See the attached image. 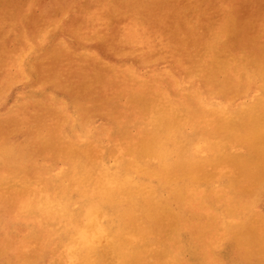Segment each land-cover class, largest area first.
I'll list each match as a JSON object with an SVG mask.
<instances>
[{"label": "rangeland", "instance_id": "obj_1", "mask_svg": "<svg viewBox=\"0 0 264 264\" xmlns=\"http://www.w3.org/2000/svg\"><path fill=\"white\" fill-rule=\"evenodd\" d=\"M126 1L129 3H127ZM107 2H111L112 4L111 3L106 4ZM97 3H99V4H97ZM5 5H6V8L4 7ZM108 5H111V6H108ZM126 8H128V11ZM197 8L200 11L197 12ZM223 8H225V9H223ZM18 9L21 12H19ZM101 9H102V11H101ZM35 10H37V11H35ZM95 10H97V11H95ZM137 10H138V12H137ZM184 10H186L187 12ZM183 11L185 13H183ZM13 12L15 15L13 14ZM5 13L7 16L5 15ZM108 13H109V15H108ZM110 13H112L113 15H111ZM120 13L124 14V15H120ZM230 13L232 16H229ZM26 14H27V16H26ZM188 14H189V17H188ZM223 14H225V16L228 15V17H225ZM4 15H5L6 19L8 18L7 20L4 18ZM96 15H98V16H96ZM134 15L137 19L134 18ZM202 15H203V17H202ZM29 16L31 19L28 18ZM206 16H208V18ZM223 16H224V18H223ZM26 17L28 19H26ZM124 17H125V19H124ZM138 17H140V18H138ZM258 17L259 18L261 17V19L259 20ZM110 18H111V20H109ZM116 18H117V20H116ZM256 18H258L259 21ZM10 19H12L13 21ZM14 19H15V21H14ZM133 19L135 21H133ZM207 19L210 21H208ZM225 19L228 20V22ZM253 19H255V21H253ZM263 19H264V0H130V1L129 0H121V2H120V0H14V1L13 0H0V25L2 26V28L0 26V53L5 54V55H2V57H0V65L2 64V66H0V69H2V71L0 70V95H1L0 96L1 97V99H0V102H1L0 103L1 104L0 105V115H3L0 117L1 118L0 119V128H1L0 129V161L2 162V163H0V165L1 166L5 165L7 167L6 168L5 166H3L2 169L0 167V192H1V190L3 191L4 189L7 190V192L4 190L3 192L0 193V200L2 202V203L0 202V264H9V263L15 264V262L18 264H21V263L22 264H28V263L29 264H49V263H51V264H53V263H55V264H72L73 263L70 255H69V251H68V247H67V242H66L67 241V235L65 233L64 221L59 220V218L55 217L53 214L47 213L43 209L44 207H47V208H49L48 210H52V208H54L55 201L61 197H63L62 199H67V201L69 202V207L73 211H82L85 208V199L80 195L78 188L76 186H72L69 183V180L67 179V175L70 173L71 167H72L71 163L69 161V158L66 155L68 147L72 146V147L78 149V151H80L82 153V155L83 154L85 155V158L89 159L90 161H93L95 166L105 167L107 169L114 170L115 168L119 167L120 165H123V163H126L130 159V149L132 150L133 148H137L138 143L142 139L143 135L146 134V132L151 129L150 128L151 126L148 122L149 113L147 112V109L149 108L148 105H150V104H160V105L175 104V105H179V106L184 107V108H188L189 109L188 111H189V113L191 112L192 117L190 116L191 121L189 122V125H187V127H186V132H183V133L184 134L186 133L188 135H191V134L202 135L200 132L203 131L202 129H205L207 123L212 121V118H213V116L210 114V111H209L211 107L217 106V105H219V106H228V105L237 106V105H240L242 103L254 102L257 99L262 98L264 96V90L261 87L262 80L257 78L256 75L259 71L263 72V70H264V62H263L264 61V54H263L264 53V48H263L264 47V42H263L264 41V25H263L264 20ZM20 20L25 21L24 24H23V21L21 22ZM231 20L233 22H231ZM248 20H249V23H248ZM128 21H130V22H128ZM184 21L188 22V23H185ZM213 21L216 22L215 25H214ZM225 21L228 24L231 23L230 24L231 26L228 25ZM8 22L11 23L12 28L10 27V25H8ZM29 22H30V24H29ZM174 22H175V24H174ZM191 22H194V24ZM250 22L253 23V25H252L253 29H251L252 27H250V25H251ZM259 22H262V24L261 23L259 24ZM4 23H6V24H4ZM40 23L43 25H41ZM53 23H55V24H53ZM135 23H137V24H135ZM141 23H143V24H141ZM15 24H17V25H15ZM4 25H5V27H4ZM26 25L31 26V27H27ZM174 25H176V26H174ZM225 25L228 26V28L225 27ZM44 26H45V28L43 30L42 28ZM188 26H190V27H188ZM192 26H194V27H192ZM191 27L194 29H192ZM219 27H220V29H219ZM221 27H222V29H221ZM247 27L250 29V31L247 29L248 32L247 31L245 32ZM257 27H258V29H256ZM9 28H11V29H9ZM210 28H212V29H210ZM215 28H217V29H215ZM241 28L243 29V31H241L242 30ZM254 28L256 29V31H254ZM85 29H87V30H85ZM235 29H236V31H235ZM12 30H14V31H12ZM24 30H26V31H24ZM35 30L38 32L39 35L37 34V32ZM144 30L147 32L146 34L151 35V36L148 37V35L145 34ZM193 30H195L196 32L195 31L193 32ZM212 30L215 33H211ZM221 30L222 31L224 30V31L222 32ZM65 31H67V32L65 33ZM124 31H126V32H124ZM207 31L209 33H207ZM237 31H239V32H237ZM253 31H254V33H253ZM256 32H258L260 34L258 35V33H256ZM261 32H262V34H261ZM13 33H15V34H13ZM100 33H101V35H100ZM25 34H27V35H25ZM154 34L156 37L154 36ZM201 34H203V35H201ZM210 34H212V35H210ZM15 35H16L17 39L15 37H12ZM41 35H43V36L40 37ZM229 35L231 37H229ZM255 35L256 36L258 35V36L256 37ZM262 35H263V37H261ZM95 36H97V37H95ZM158 36H159V38H158ZM26 37H27V40H26ZM82 37H84V38H82ZM91 37H92V39H91ZM254 37H256V38H254ZM97 38H99V39L102 38V39L96 40ZM165 38H166V40H165ZM247 38H248V40H247ZM249 38H254V39H250V41H249ZM80 39H82V40H80ZM153 39H155V40L153 41ZM42 40H43V42H42ZM76 40H78V41H76ZM101 41H102V43H100ZM164 41L168 42L171 45L168 46L169 45L168 43L164 44ZM258 41H259V44H258ZM23 42H24V44H22ZM38 42H40V43H38ZM52 42H56V43H53L54 45H52ZM60 42H61V45H60ZM141 42H142V44H141ZM209 42H210V44H209ZM213 42H215L216 44ZM12 43H15V44L12 45ZM204 43L206 44V46L204 45ZM253 43H256V45L255 44L252 45ZM31 44H33V46ZM35 44H36V48H35ZM71 44H73L74 47ZM83 44H85V46ZM124 44H125V46H124ZM244 44H246V45H244ZM247 44L250 46H248ZM261 44H262V46H261ZM63 45L65 46V50H64ZM251 45H252V48H249V47H251ZM75 46H78V47L80 46V47L78 48ZM13 47H14V49H13ZM20 47H21V50L19 49ZM82 47L84 49H81ZM109 47H110V49H109ZM136 47H138V48H136ZM38 48L40 50H37ZM202 48L204 49L203 52H202ZM243 48H244V50H243ZM66 49H68L67 50L68 52L66 51ZM127 49H128V52H127ZM223 49L225 51H227L228 53L225 52ZM4 50H6V51H4ZM12 50H14V51H12ZM85 50H87L88 56L90 55L89 57H87ZM130 50H131V52H133L134 50L135 51L133 52V54L132 53L128 54L130 52ZM158 50H159V52H158ZM211 50H213L212 51L213 56L210 55ZM82 51L84 52V54ZM121 51H124L125 53L121 52ZM160 51L161 52L163 51V54ZM185 51H186V53H185ZM256 51H258L257 52V54L259 53L258 55L256 54ZM14 52H16V53H14ZM64 52H66V54L68 56H66V54ZM93 52H94V54H93ZM135 52H136V54H135ZM139 52H140V54H139ZM175 52H176V54H175ZM73 53H76L75 54L76 56L73 55ZM198 53H199V55L201 54V56H198ZM104 54H105V57H104ZM147 54H148V56H147ZM168 54L170 56H168ZM179 54H182V55H179ZM222 54L223 55L226 54V55L222 56ZM238 54H241V55L238 56ZM6 55H8V56H6ZM114 55H116V56H114ZM122 55H124V56H122ZM133 55H136V56H133ZM209 55H210L211 59L208 58ZM232 55H233V57H232ZM248 55L250 57H248ZM58 56H60V57H58ZM93 56H95V58H93ZM126 56H127V58H126ZM129 56H130V58H128ZM161 56H162V58H160ZM217 56H219V57H217ZM257 56H259V57L261 56V57L258 58ZM47 57H49V58H47ZM51 57H53V58H51ZM57 57L60 59L57 60ZM103 57H104V59H103ZM145 57H146V60H145ZM171 57H173V58L171 59ZM79 58L82 61H80ZM186 58H188V59L191 58V59L185 61ZM207 58H208V61H207ZM131 59H133L134 61ZM161 59H163V62L164 61L166 62L167 60L169 62L167 61L166 63H163ZM198 59H199V61H198ZM35 60L37 62H39L40 64L35 62ZM64 61L66 64H64ZM115 61L117 63H115ZM130 61H131V63H130ZM177 61H178V63H177ZM43 62L45 65L43 64ZM73 62H74V64H73ZM98 62H99V64H97ZM106 62H107V64H105ZM136 62H139V63H136ZM226 62H227V64L230 63V68H228L227 70H225V67L223 65ZM24 63H26V64H24ZM119 63H121V64H119ZM132 63H134L133 66H132ZM197 63H198V65H197ZM199 63L200 64L202 63V64L200 65ZM17 64H18V66H17ZM58 64H59V66H61V68L58 66ZM117 64H119V65H117ZM127 64H128V66H127ZM194 64H195V66H194ZM216 65H222L223 68H222V70H217L218 71L217 76L215 77L214 73L216 71L214 70V68H210V66L216 67ZM87 66H88V68H87ZM192 66H193V68H192ZM19 67H21V68H19ZM23 67H24V69H23ZM40 67H42V68H40ZM43 67H45V68H43ZM49 67H52V68L50 69ZM92 67H94V68H92ZM130 67L132 68V70ZM195 67H196V69H195ZM200 67H202V69ZM106 68H110V70L106 69ZM208 68H209V70H208ZM245 68L248 71L246 74H253V77H247L246 74L242 75V69H245ZM93 69H94V72H93ZM99 69H101V70H99ZM119 69H120L121 73L119 72ZM122 69H123V71H122ZM128 69H129V71H128ZM140 69H141V71H139ZM33 70H35V71H33ZM97 70H99V71H97ZM105 70H107V71H105ZM171 70H173V73ZM201 70H203V72L204 71L205 72L203 73ZM115 71L119 72V74L116 73ZM208 71H209V73H208ZM227 71H229V72H227ZM68 72H70V73H68ZM99 72H100V74H99ZM131 72H133V73H131ZM138 72H140V73H138ZM147 72L149 74H151V73L152 74L149 75ZM1 73H2V75H1ZM14 73H16V74H14ZM101 73L103 74V76ZM136 73H138V74H136ZM189 73L191 74V76H189L190 75ZM196 73H198V74H196ZM40 74H42V75H40ZM117 74L119 76H117ZM153 74H154L155 78L153 77ZM21 75H22V77H21ZM26 75H28V76H26ZM31 75H32V78L34 80L32 78H30ZM37 75H38L39 79L37 78ZM99 75H101L102 77ZM120 75H121V77H120ZM125 75L129 77V79H128L129 81L127 80V78H125ZM141 75H143L144 77L146 76L145 79ZM172 75H173V77H172ZM94 76L97 78H99V77L100 78L97 80V79H95ZM114 76H115V78H113ZM116 76H117L118 80H117ZM156 76H158L160 79H157L158 77H156ZM200 76H202V77H200ZM130 77L132 78V81H130L131 80ZM165 77H167V78L169 77L168 79H170V80H168ZM204 77H205V79H204ZM206 77H207V79H206ZM235 77H237V78H235ZM21 78H23V79H21ZM150 78H151V80H150ZM201 78H203V79H201ZM228 78H230V81L228 80ZM234 78L235 79L240 78V79H238L236 81V80H234ZM12 79H13V82H11ZM52 79L54 80L55 83L52 81ZM108 79H109V81L107 83ZM156 79L159 81H157ZM220 79H221V81H220ZM248 79H249V81H248ZM20 80L22 83L20 82ZM42 81L45 83H42ZM48 81H49V83H47ZM186 81H188V82H186ZM192 81H193V83H192ZM208 81H210V83ZM244 81H245V83H244ZM30 82H31V84H30ZM80 82H81V84H80ZM158 82H160V83H158ZM167 82H168V84H167L168 86L166 85ZM195 82H197L198 85ZM203 82H204V84H203ZM128 83H129V86H128ZM152 83L155 85V87ZM248 83H250V84L252 83V84L250 85ZM13 84H15V85H13ZM64 84H65V86H64L65 90H66V88L69 87L66 90L67 92L64 91V88L62 86ZM117 84H119V85H117ZM158 84H160V85H158ZM193 84H194V86H193ZM195 84L198 87L200 84V87L202 89L199 87L197 89V91L194 90L197 87ZM205 84H207V85H205ZM95 85H97V86H95ZM137 85H139V86H137ZM219 85H221V86H219ZM116 86H118V87H116ZM162 86H164V87H162ZM166 86H167V88H166ZM250 86L252 89H250ZM131 87L132 88L134 87V88L132 89ZM141 87H142V89H141ZM146 87H148V88H146ZM206 87H209V88H207L208 90L206 89ZM239 87L240 88L245 87V88L244 89L243 88L238 89ZM48 88H50V89H48ZM94 88H97V89H94ZM160 88H162V91L164 93H161ZM210 88H212L213 90ZM246 88H249V89H246ZM83 89H87L86 92ZM106 89H108V90H106ZM112 89H114V90H112ZM175 89H177L178 93H176ZM185 89H187V90H185ZM189 89H191V90L189 91ZM44 90H47V91H44ZM88 90H89V94H87ZM168 90H171V91H168ZM172 90H174V92ZM214 90H215V93H214ZM236 90H237V92H238V90H240L244 93L237 95L236 98H233L230 100H227V98H225L226 93H229L232 91L235 92ZM248 90H249V92H248ZM23 91H24V94H23ZM49 91H51V93H49ZM77 91L78 92L81 91V93H78ZM82 91H84L83 94H82ZM131 91H133V92H131ZM179 91H181V92H179ZM188 91L190 93L192 92L191 96H190V93ZM198 91H199V93H198ZM43 92H47V93L45 94ZM156 92H158V93H156ZM200 92H203V93H200ZM234 92H232V93H234ZM31 93L34 96L31 95ZM193 93L195 94V96ZM208 93H210V94H208ZM25 94H27V95L24 96ZM61 94H63V95H61ZM79 94L81 96H78ZM38 95H41V96H38ZM74 95H75V97H74ZM98 95L100 96V98ZM111 95H112V97H111ZM116 95H117V97H116ZM200 95H202V96L200 97ZM51 96L53 97V100H51V98H52ZM61 96L62 97L64 96V97L62 98ZM192 96L195 98V100L191 99V98H193ZM34 97H35V99H34ZM87 97H89V98H87ZM103 97H105V98L108 97V98L106 100ZM184 97L186 99H184ZM22 98H24V99H22ZM25 98H31L32 101L36 100L38 102H36V101L32 102L30 99L27 100ZM80 98H82V99H80ZM83 98H84V100H83ZM96 98H98V99H96ZM196 98H197V102H196ZM39 99H40V101H41V99L43 102L45 101L44 102L45 104L42 101L40 102ZM45 99L48 101H46ZM76 99H78V100H76ZM86 99H87V101L85 102ZM129 99H131V100H129ZM180 99H182V100H180ZM74 100H76V101H74ZM97 100H99V101H97ZM104 100H105V102H104ZM140 100H142V101H140ZM144 100H146V101H144ZM78 101H81V103ZM20 102H21V104H20ZM27 102L30 103V105ZM58 102H59V104H58ZM103 102H104V105L102 104ZM119 102H121V103H119ZM189 102H190V104H188ZM53 103H55L56 105H53ZM62 103L67 104V107H66V105H64ZM98 103H100V105L101 104L102 105L100 106ZM108 103H111V105L113 104L112 105L113 107H111L110 104H108ZM193 103H195L196 105ZM46 104L47 105L49 104V106H46ZM50 104H52V105L50 106ZM79 104L82 106H80ZM106 104H108V105H106ZM137 104H139V105H137ZM75 105L77 107H75ZM117 105L120 107H117ZM33 106H34V108H33ZM58 106L61 109L59 108V110H58ZM103 106L105 109H103ZM108 106L111 108H109ZM130 106H132V107L130 108ZM134 106H136V107H134ZM22 107H23V109H22ZM125 107L127 109H125ZM133 107L135 109H132ZM14 108L18 112H16ZM42 108H44V109H42ZM55 108H57V109H55ZM70 109L71 110L73 109V110L71 111ZM86 109H88V110H86ZM106 109L109 111H113L114 115L112 114L113 113L112 112V113H110V115H111L110 116L109 111H108V114H106V112H107ZM22 110H23V112H22ZM60 110H61V113L59 114ZM136 110H137V112L135 113ZM198 110L200 111V113ZM12 111H14V112H12ZM55 111L58 112L56 115L58 117L54 116L56 114ZM62 111L63 112L65 111L64 114H67L68 116L64 115L62 113ZM20 112H22V113H20ZM29 112H31V113H29ZM38 112H41V113H38ZM79 112H81L82 114H80ZM120 113H122V117H121ZM129 113H130V115H129ZM36 114L39 116L37 117ZM117 114H120V115L118 117H116ZM194 114H196V115H194ZM198 114L199 115L201 114V115L199 116ZM30 115H31V117H30ZM50 115L54 116V117L50 118ZM193 115L196 116L197 118L193 117ZM109 116H110V118H109ZM137 117H141V119L144 122L145 121L146 122L145 123L142 122V120L140 118H137ZM66 118L68 119V121H66L67 120ZM32 119H33V121H32ZM61 119L62 120L64 119L63 122ZM111 119H112V121H111ZM196 119H198V120L195 121ZM52 120H53V122H52ZM69 120H71V121H69ZM129 120L130 121L132 120V121L129 122ZM2 121L7 123L8 126H7V124H5ZM24 121H27V125L24 124V123H26ZM87 121L90 122V125H89V122H87ZM121 121H122V123H120ZM114 122H116V123H114ZM128 122H129V124L130 123L132 124L129 126V128H128V125H129ZM137 123H139V124H137ZM141 123L142 124L144 123V124L142 125ZM12 124H14V125H12ZM38 124H40V125L38 126ZM69 124L72 125L71 128H70ZM115 124H117V125H115ZM201 124L204 125L203 128H202V126H200ZM46 125L49 127L47 128ZM51 125L53 126V128ZM103 125H105V127ZM114 125H115V127H114ZM119 125H121V126H119ZM15 126H16V128H15ZM132 126H133V128L135 126L134 130H133ZM194 126H195V128H194ZM20 127H22V128H20ZM33 127H35V128H33ZM3 128L5 130H2ZM25 128H26V130H25ZM76 128L78 129L77 131H76ZM22 129H24V130H22ZM53 129L56 130L55 135H54ZM41 130H44V131L40 132ZM59 130L61 132H58ZM13 131H15V132H13ZM98 131H100V132H98ZM104 131L105 132L108 131V135H107V133H104ZM116 131H118V133ZM197 131H200V132L198 133ZM4 132L7 134H5ZM11 132H12V134H11ZM38 132L41 135H39ZM46 132H48L49 135H46V134H48ZM57 132H58V134H57ZM74 132H76V133H74ZM101 132H102V135H101ZM127 132H129V133L127 134ZM28 133H31V134H28ZM59 133H61V135ZM122 133H124L125 135ZM36 134H37V136H35ZM42 134L44 136H42ZM6 135H7V137H5ZM19 136H20V138H19ZM21 136L23 137V139L21 138ZM32 136H33V138H32ZM54 136H56V137H54ZM75 136H77V137H75ZM127 136L131 137V138H128ZM36 137H38L39 140ZM69 137H71V138H69ZM104 137H107V138H104ZM16 138H17L18 142L15 140ZM28 138L33 139V140H29ZM52 138H54V140H52ZM56 138H58V140ZM72 138L74 140H72ZM76 138L77 139L79 138L78 141ZM109 138L110 139L112 138V139L110 140ZM123 138H124V140H123ZM9 139H10V141H9ZM25 139H27V140H25ZM61 139H63V140H61ZM118 139H119V141H117ZM132 139H134V140L131 141ZM20 140H22V141L19 142ZM36 140H37V143H34V142H36ZM121 140H123V141L121 142ZM3 141H4V143H3ZM135 141H137V142H135ZM24 142H26V144H24ZM31 142H33L34 144H37V145H34L33 143L31 145ZM38 142H40L41 144L40 143L38 144ZM124 142L126 144V148H125ZM18 143L19 144L21 143L22 145H19ZM29 143H30V145H29ZM129 143H131V145ZM42 144L43 145L45 144L44 145L45 147L42 146ZM55 144H56V146H55ZM16 145H18V146H16ZM117 145H119V146H117ZM41 147H42V149H41ZM95 147H97V148H95ZM38 148H39V150H38ZM110 148L113 151H111ZM122 148H124V151H122L123 150ZM245 148L247 149V151L245 150ZM245 148L242 147L241 144H240V146H238V144H236L230 148L229 154L231 156L243 157L244 154L249 153V148H247V146ZM17 149H19V150H17ZM51 150H53V152ZM60 150H62V151L60 152ZM243 150H245V153ZM15 151L17 152V154L19 153L18 156L16 155ZM39 151H40V153H42V155H40ZM57 151H59V152H57ZM197 151H198L197 154L201 158H206L207 155L209 156V154H210L209 150H207L206 147H204V146L199 148ZM239 151L240 152L243 151L242 154H240ZM12 152H14V153H12ZM35 152L36 153L38 152V153L36 154ZM97 152H101V154L97 153ZM48 153H50L52 155V157H48V158L46 157L48 160H50V163L43 156V155H45V156L50 155ZM10 154H11V156H10ZM125 155H126V157H124ZM259 155H260V157L264 158V151H259ZM4 156H5V158L6 157L7 158L5 159ZM10 158H11V160H10ZM12 158H13V161H12ZM18 158H19V160H18ZM43 158H45V162H44ZM14 160H17V161H14ZM54 162H56V163H54ZM34 163H36V164L34 165ZM153 163H155V162H153ZM32 165L35 167H32ZM12 167H14V168H12ZM26 167H28V168H26ZM51 167H53V168H51ZM221 167L222 166H219V167H217V169H221ZM34 168H36V170L38 172ZM6 169H9V171H10L9 174L6 173V171H8ZM12 169H14V170H12ZM31 169H32V172H31ZM206 169L210 173H214L213 167L207 166ZM261 169H262V171L264 170V162L261 163ZM26 171H29L30 173L29 172L25 173ZM35 171L37 173H40V176H39V174H36ZM44 171H45V173H44ZM223 172H226V173H223ZM1 173H2V177H1ZM222 173H223V175H220L221 174L220 173V174L214 176L211 179L212 181L210 180L211 183H210V181L202 182L201 187H195L194 190H191L192 192H190V195L188 194L186 196V198L189 199L186 203L185 202L183 203V201H181L179 204H177V206H176L177 215L181 219V221H180L181 222V228H179L180 230L177 232L179 234H176L172 239H170L168 236L169 220H168V218H161L160 219L161 232L159 231V238H161L162 241H165L166 244L172 249L171 251L174 255L173 264H205V263L206 264L207 263L208 264L209 263L215 264V262H218L216 264H223V263L224 264H226V263L227 264H251L254 261L255 262L252 264H264V214H263L264 213V188H263L264 187V180H262L263 183L261 186L260 185L256 186V183H254V182L252 184V182H250V181H244L238 173H236L237 175H236V177H234V179H233V175L230 174V172H228V170H224V171H222ZM30 174L32 177L29 176ZM35 174L37 176H35ZM215 177H217V178H215ZM141 179L142 180L144 179L145 182H151L152 184H158L161 181L158 178L154 179V178L141 177ZM229 179H232L233 181H229ZM215 181H217V182L215 183ZM31 183H33V184L31 185ZM45 183H46V185H45ZM236 183H237V185H236ZM246 184H248V185L246 186ZM30 185H31V187H30ZM43 185H44V187H43ZM33 186L36 189H34ZM196 191H197V193H196ZM260 192H261V194H260ZM14 193H16V195H14ZM198 194L200 196H198ZM226 194H228V195H226ZM25 195H27V196H25ZM207 195L208 196L210 195L209 199H208ZM27 197H29V198L26 199ZM212 197L215 201L212 199ZM8 198L11 199V201H9ZM24 198H25V200H24ZM79 198H81V199H79ZM19 199L21 202L19 201ZM222 200H223V202H221ZM15 201L18 203L20 202L19 203L20 205L18 204V206H17V204H16L15 206H13ZM259 201H260V203H259ZM6 202H7L8 206H7ZM22 202H24V203H22ZM197 202H198V204H197ZM188 203H190L192 205H190ZM216 204H218L217 208L215 206ZM4 205L6 207H4ZM180 205H181V207H180ZM229 205L234 206L233 212L227 211V207ZM184 206H185V208H184ZM205 206H206V208H205ZM187 207L189 210L187 209ZM17 208H18V210H17ZM2 209L3 210L5 209V212ZM195 211H196V214H195ZM38 212H40V214H38ZM213 213L215 215H212ZM41 214H42V216H45V217L41 218V216H40ZM191 214H194V216ZM188 215H190V216H188ZM249 215H250V217H249ZM195 217H197V218H195ZM1 219L2 220L4 219V220L2 221ZM189 219H190V221H188ZM204 219H205V221H204ZM39 220H40L41 224L39 223ZM246 220H247V222H246ZM27 221H29V222H27ZM33 221H35L37 224H35ZM21 223H22V225H21ZM32 223H34V225ZM43 223H45V224L43 225ZM239 224H241V225H239ZM244 224H246V225H244ZM31 225H33L34 228ZM189 226H191V227H189ZM34 230H35V232H34ZM38 230H41L42 232L38 231ZM45 230H46V232H45ZM192 231H193V233H192ZM33 232H34V234H33ZM38 232H39V234H38ZM190 232H191V234H190ZM42 234H44V235L42 236ZM60 234H62V235H60ZM41 237H45V238H41ZM187 237H190V240L187 239ZM15 239L18 241H16ZM23 239H25V241ZM28 239H29V242H28ZM30 239L33 242H31ZM40 239H41V241H39ZM52 239H53V241H52ZM220 239H222V240L220 241ZM195 240H196V242L194 244ZM227 240H229L230 242ZM191 242L193 243V245ZM19 243H20V245H19ZM35 244H37V246H35ZM18 245L20 247L22 246L21 247L22 250H20L21 248ZM223 245H225V246H223ZM56 247L58 249H56ZM30 248L33 250L34 254ZM240 248H241V250H240ZM24 249L27 251V253L25 252ZM29 249L31 251H28ZM193 249H195V250H193ZM2 250H3V252H2ZM17 250H18V252H17ZM56 250L58 252L57 254H56ZM41 251H42V254L40 255L38 252H41ZM53 251H55V252H53ZM16 252L19 254H16ZM198 252H200V253H198ZM241 252H242V254L245 255V256L242 255V258H241ZM46 253L47 254L49 253V255H47ZM230 254H231V256H230ZM27 255H29V256L27 257ZM30 255H31V258H30ZM32 255L35 257H33ZM57 255L59 257H57ZM158 255L161 257L160 252H158ZM234 255L237 256V257H235L236 260L234 258ZM8 256H9V258H8ZM208 256L209 257L213 256L212 258L214 261H211L212 263L210 262V260H212V258L210 257V260H209ZM22 257H23V259H22ZM25 257H26V259H25ZM54 257H57V258L54 259ZM50 258H51V261H50ZM194 258H195V260H194ZM8 259H9V261H8ZM20 260H21V262H19ZM27 260H28V262L26 263ZM246 260H247V263H246Z\"/></svg>", "mask_w": 264, "mask_h": 264}, {"label": "bare ground", "instance_id": "obj_2", "mask_svg": "<svg viewBox=\"0 0 264 264\" xmlns=\"http://www.w3.org/2000/svg\"><path fill=\"white\" fill-rule=\"evenodd\" d=\"M14 1V0H13ZM130 1V0H129ZM39 2V1H38ZM50 2V1H49ZM121 2V0H120ZM127 2V1H126ZM125 2V3H126ZM198 2V1H197ZM111 2H107L106 4H109ZM129 3V2H127ZM8 4V3H7ZM38 4V3H37ZM99 4V3H97ZM112 4V3H111ZM35 5V4H34ZM222 5V4H221ZM101 6V5H100ZM99 6V7H100ZM108 6H111V5H108ZM155 6V5H154ZM194 6V5H193ZM223 6V5H222ZM6 8V5L4 6ZM16 7V6H15ZM229 7V6H228ZM227 7V8H228ZM32 8V7H31ZM84 8V7H83ZM215 8V7H214ZM2 9V8H1ZM14 9V8H13ZM127 11H128V8H126ZM195 9V8H194ZM225 9V8H223ZM6 10V9H5ZM21 10V9H20ZM112 10V9H111ZM122 10V9H121ZM120 10V11H121ZM9 11V10H8ZM19 11V9H18ZM37 11V10H35ZM97 11V10H95ZM102 11V9H101ZM113 11V10H112ZM115 11V10H114ZM123 11V10H122ZM186 11V10H184ZM183 11V13H185ZM191 11V10H190ZM195 11V10H194ZM200 11L198 8H197V12ZM227 11V10H226ZM6 12V11H5ZM21 12V11H19ZM138 12V10H137ZM187 12V11H186ZM196 12V11H195ZM222 12V11H221ZM8 13V12H7ZM17 13V12H16ZM106 13V12H105ZM114 13V12H113ZM116 13V12H115ZM14 14V12H13ZM21 14V13H20ZM111 15H113L112 13H110ZM187 14V13H186ZM203 14V13H202ZM227 14V13H226ZM6 15V13H5ZM5 15H4V18H5ZM15 15V14H14ZM36 15V14H35ZM52 15V14H51ZM57 15V14H56ZM69 15V14H68ZM109 15V13H108ZM120 15H124V14H121ZM127 15V14H126ZM182 15V14H181ZM180 15V16H181ZM206 15V14H205ZM215 15V14H214ZM225 16V14H223ZM3 16V15H2ZM7 16V15H6ZM13 16V15H12ZM27 16V14H26ZM31 16V15H30ZM30 16L28 18H30ZM42 16V15H41ZM98 16V15H96ZM115 16V15H114ZM183 16V15H182ZM223 16V18H224ZM229 16H232L231 13ZM11 17V16H10ZM32 17V16H31ZM35 17V16H34ZM188 17H189V14H188ZM203 17V15H202ZM208 18V16H206ZM225 17H228L225 16ZM26 17V19H28ZM37 18V17H36ZM49 18V17H48ZM99 18V17H98ZM112 18V17H111ZM111 18L109 20H111ZM134 18L135 15H134ZM140 18V17H138ZM259 18V17H258ZM258 18H256L258 20ZM6 19V18H5ZM4 19V20H5ZM8 19V18H7ZM6 19V20H7ZM22 19V18H21ZM31 19V18H30ZM34 19V18H33ZM125 19V17H124ZM137 19V18H136ZM229 19V18H228ZM261 19V17L259 18V20ZM12 20V19H10ZM117 20V18H116ZM194 20V19H193ZM208 20V19H207ZM214 20V19H213ZM226 20V19H225ZM230 20V19H229ZM234 20V19H233ZM258 20V21H259ZM264 20V19H263ZM13 21V20H12ZM15 21V19H14ZM21 21V20H20ZM23 21V20H22ZM21 21V22H22ZM60 21V20H59ZM87 21V20H86ZM107 21V20H106ZM133 21H135L133 19ZM210 21V20H208ZM215 21V20H214ZM213 21V22H214ZM228 22V20H226ZM225 21V22H226ZM235 21V20H234ZM253 21H255V19H253ZM11 22V21H10ZM25 21H23V24H24ZM44 22V21H43ZM58 22V21H57ZM109 22V21H108ZM130 22V21H128ZM185 22V21H184ZM226 22V23H227ZM231 22H233L231 20ZM32 23V22H31ZM49 23V22H48ZM51 23V22H50ZM185 23H188V22H185ZM184 23V24H185ZM194 24V22H191ZM248 23H249V20H248ZM251 25L250 27H252L251 29H253V23L250 22ZM262 24V22H259V24ZM6 24V23H4ZM14 24V23H13ZM12 24V25H13ZM27 24V23H26ZM30 24V22H29ZM41 24V23H40ZM46 24V23H45ZM55 24V23H53ZM87 24V23H86ZM89 24V23H88ZM103 24V23H102ZM137 24V23H135ZM143 24V23H141ZM175 24V22H174ZM216 24V22H214V25ZM224 24V23H223ZM228 24V23H227ZM231 24V23H230ZM228 24V25H230ZM255 24V23H254ZM8 25H10V27L12 28L11 26V23L8 22ZM17 25V24H15ZM14 25V26H15ZM43 25V24H41ZM47 25V24H46ZM125 25V24H124ZM213 25V24H212ZM235 25V24H234ZM256 25V24H255ZM264 25V24H263ZM1 26V25H0ZM27 27H31V26H28L26 25ZM34 26V25H33ZM38 26V25H37ZM61 26V25H60ZM121 26V25H120ZM137 26V25H136ZM140 26V25H139ZM142 26V25H141ZM176 26V25H174ZM231 26V25H230ZM260 26V25H259ZM5 27V25H4ZM3 27V28H4ZM26 27V28H27ZM41 27V26H40ZM103 27V26H102ZM110 27V26H109ZM157 27V26H156ZM190 27V26H188ZM194 27V26H192ZM191 27V28H192ZM200 27V26H199ZM224 27V26H223ZM225 27L228 28V26L225 25ZM255 27V26H254ZM261 27V26H260ZM259 27V28H260ZM2 28V26H1ZM9 28V29H11ZM24 28V27H23ZM45 26L42 28L44 30ZM56 28V27H55ZM54 28V29H55ZM135 28V27H134ZM201 28V27H200ZM226 28V29H227ZM235 28V27H234ZM16 29V28H15ZM20 29V28H19ZM18 29V30H19ZM36 29V28H35ZM102 29V28H101ZM100 29V30H101ZM188 29V28H187ZM190 29V28H189ZM194 29V28H192ZM197 29V28H196ZM212 29V28H210ZM217 29V28H215ZM220 29V27H219ZM222 29V27H221ZM230 29V28H229ZM242 29V28H241ZM247 29L250 31V29L247 27L245 32L247 31ZM258 29V27L256 28ZM256 29L254 28V31H256ZM263 29V28H262ZM17 30V29H16ZM15 30V31H16ZM23 30V29H22ZM62 30V29H61ZM87 30V29H85ZM206 30V29H205ZM214 30V29H213ZM212 32L211 33H215V32ZM231 30V29H230ZM261 30V29H260ZM2 31V30H1ZM9 31V30H8ZM11 31V30H10ZM14 31V30H12ZM26 31V30H24ZM29 31V30H28ZM27 31V32H28ZM36 31V30H35ZM41 31V30H40ZM51 31V30H50ZM60 31V30H59ZM145 31V30H144ZM195 30H193L194 32ZM215 31V30H214ZM217 31V30H216ZM222 31V30H221ZM224 31V30H223ZM222 31V32H223ZM236 31V29H235ZM243 31V29L241 30ZM253 31V33H254ZM258 31V30H257ZM262 31V30H261ZM37 32V31H36ZM48 32V31H47ZM67 31H65L66 33ZM126 32V31H124ZM128 32V31H127ZM150 32V31H149ZM173 32V31H172ZM196 32V31H195ZM201 32V31H200ZM218 32V31H217ZM229 32V31H228ZM239 32V31H237ZM248 32V31H247ZM33 33V32H32ZM35 33V32H34ZM147 32L145 31V34ZM207 33H209L207 31ZM230 33V32H229ZM258 33V32H256ZM15 34V33H13ZM28 34V33H27ZM25 34V35H27ZM38 34V32H37ZM76 34V33H75ZM79 34V33H78ZM127 34V33H126ZM156 34V33H155ZM154 34V36H155ZM221 34V33H220ZM231 34V33H230ZM237 34V33H236ZM260 33H258L259 35ZM262 34V32H261ZM39 35V34H38ZM69 35V34H68ZM97 35V34H96ZM101 35V33H100ZM148 35V34H146ZM153 35V34H152ZM165 35V34H164ZM203 35V34H201ZM212 35V34H210ZM209 35V36H210ZM247 35V34H246ZM245 35V36H246ZM257 35V36H258ZM43 35H41L40 37H42ZM151 36V35H148V37ZM217 36V35H216ZM225 36V35H224ZM235 36V35H234ZM248 36V35H247ZM256 36V35H255ZM256 36V37H257ZM7 37V36H6ZM12 37H15L16 38V35L15 36H12ZM31 37V36H30ZM54 37V36H53ZM81 37V36H80ZM97 37V36H95ZM140 37V36H139ZM156 37V36H155ZM201 37V36H200ZM229 37H231L229 35ZM254 37V38H256ZM263 37V35L261 36ZM44 38V37H43ZM84 38V37H82ZM89 38V37H88ZM109 38V37H108ZM159 38V36H158ZM210 38V37H209ZM222 38V37H221ZM224 38V37H223ZM239 38V37H238ZM254 38H249V41L250 39H254ZM17 39V38H16ZM24 39V38H23ZM61 39V38H60ZM92 39V37H91ZM94 39V38H93ZM102 38H97L96 40H101ZM105 39V38H104ZM140 39V38H139ZM171 39V38H170ZM195 39V38H194ZM211 39V38H210ZM26 40H27V37H26ZM25 40V41H26ZM45 40V39H44ZM69 40V39H68ZM73 40V39H72ZM82 40V39H80ZM90 40V39H89ZM149 40V39H148ZM155 39H153L154 41ZM166 40V38H165ZM189 40V39H188ZM248 40V38H247ZM258 40V39H257ZM256 40V41H257ZM19 41V40H18ZM48 41V40H47ZM59 41V40H58ZM63 41V40H62ZM78 41V40H76ZM84 41V40H83ZM92 41V40H91ZM103 41V40H102ZM102 41L100 43H102ZM150 41V40H149ZM157 41V40H156ZM171 41V40H170ZM194 41V40H193ZM213 41V40H212ZM220 41V40H219ZM223 41V40H222ZM226 41V40H225ZM248 41V42H249ZM255 41V40H254ZM253 41V42H254ZM4 42V41H3ZM6 42V41H5ZM27 42V41H26ZM43 42V40H42ZM127 42V41H126ZM151 42V41H150ZM161 42V41H160ZM195 42V41H194ZM207 42V41H206ZM218 42V41H217ZM252 42V41H251ZM264 42V41H263ZM40 43V42H38ZM45 43V42H44ZM48 43V42H47ZM53 43H56V42H52V45H54ZM68 43V42H67ZM99 43V42H98ZM99 43V44H100ZM128 43V42H127ZM159 43V42H158ZM168 42L164 41V44H167ZM208 43V42H207ZM215 43V42H213ZM247 43V42H246ZM257 43V42H256ZM256 43H253L252 45H256ZM15 44V43H12V45ZM24 44V42L22 43ZM142 44V42H141ZM144 44V43H143ZM150 44V43H149ZM169 44V43H168ZM185 44V43H184ZM210 44V42H209ZM212 44V43H211ZM216 44V43H215ZM218 44V43H217ZM226 44V43H225ZM258 44H259V41H258ZM33 46V44H31ZM60 45H61V42H60ZM73 45V44H71ZM85 46V44H83ZM87 45V44H86ZM140 45V44H139ZM171 44H169L168 46H170ZM193 45V44H192ZM195 45V44H194ZM200 45V44H199ZM202 45V44H201ZM204 45L206 46V44L204 43ZM227 45V44H226ZM231 45V44H230ZM246 45V44H244ZM248 45V44H247ZM252 45L251 47L249 48H252ZM11 46V45H10ZM51 46V45H50ZM64 46V45H63ZM125 46V44H124ZM211 46V45H210ZM250 46V45H248ZM262 46V44H261ZM7 47V46H6ZM15 47V46H14ZM13 47V49H14ZM17 47V46H16ZM22 47V46H21ZM21 47L19 48L21 50ZM29 47V46H28ZM44 47V46H43ZM74 47V45H73ZM75 47H78V46H75ZM80 47V46H79ZM78 47V48H79ZM90 47V46H89ZM144 47V46H143ZM151 47V46H150ZM162 47V46H161ZM179 47V46H178ZM231 47V46H230ZM258 47V46H257ZM11 48V47H10ZM35 48H36V44H35ZM45 48V47H44ZM47 48V47H46ZM91 48V47H90ZM104 48V47H103ZM123 48V47H122ZM138 48V47H136ZM155 48V47H154ZM192 48V47H191ZM197 48V47H196ZM201 48V47H200ZM204 48V47H203ZM202 48V52H203V49ZM224 48V47H223ZM264 48V47H263ZM27 49V48H26ZM81 49H84L83 47ZM110 49V47H109ZM174 49V48H173ZM172 49V50H173ZM199 49V48H198ZM222 49V48H221ZM256 49V48H255ZM11 50V49H10ZM23 50V49H22ZM37 50H40L39 48ZM63 50V49H62ZM64 50H65V46H64ZM68 49H66L67 51ZM72 50V49H71ZM104 50V49H103ZM147 50V49H146ZM145 50V51H146ZM163 50V49H162ZM200 50V49H199ZM224 50V49H223ZM244 50V48H243ZM3 51V50H2ZM6 51V50H4ZM14 51V50H12ZM54 51V50H53ZM81 51V50H80ZM86 51V55L87 57L88 54H87V50ZM93 51V50H92ZM133 51V50H132ZM135 51V50H134ZM133 51V52H134ZM137 51V50H136ZM139 51V50H138ZM190 51V50H189ZM208 51V50H207ZM212 51L211 50V54L212 55ZM220 51V50H219ZM225 51V50H224ZM234 51V50H233ZM19 52V51H18ZM52 52V51H51ZM57 52V51H56ZM68 52V51H67ZM83 52V51H82ZM121 52H124V51H121ZM127 52H128V49H127ZM133 52H130L133 54ZM142 52V51H141ZM159 52V50H158ZM161 52V51H160ZM193 52V51H192ZM201 52V51H200ZM227 52V51H225ZM230 52V51H229ZM252 52V51H251ZM254 52V51H253ZM258 51H256V54H257ZM16 53V52H14ZM42 53V52H41ZM54 53V52H53ZM66 54V52H64ZM77 53V52H76ZM76 53H73V55H75ZM81 53V52H80ZM125 53V52H124ZM149 53V52H148ZM157 53V52H156ZM155 53V54H156ZM163 54V51L161 52ZM186 53V51H185ZM228 53V52H227ZM245 53V52H244ZM12 54V53H11ZM20 54V53H19ZM33 54V53H32ZM40 54V53H39ZM59 54V53H58ZM71 54V53H70ZM69 54V55H70ZM84 54V52H83ZM82 54V55H83ZM94 54V52H93ZM96 54V53H95ZM119 54V53H118ZM136 54V52H135ZM140 54V52H139ZM158 54V53H157ZM172 54V53H171ZM176 54V52H175ZM195 54V53H194ZM193 54V55H194ZM218 54V53H217ZM234 54V53H233ZM255 54V53H254ZM259 54V53H258ZM257 54V55H258ZM264 54V53H263ZM0 57H2V55H5V54H2L0 53ZM25 55V54H24ZM61 55V54H60ZM64 55V54H63ZM80 55V54H79ZM167 55V54H166ZM179 55H182V54H179ZM205 55V54H204ZM210 55L208 58H210ZM226 54H222V56H225ZM241 55V54H238V56ZM8 56V55H6ZM11 56V55H10ZM15 56V55H14ZM21 56V55H20ZM32 56V55H31ZM39 56V55H38ZM51 56V55H50ZM53 56V55H52ZM66 56H68L66 54ZM76 56V55H75ZM92 56V55H91ZM96 56V55H95ZM95 56H93V58H95ZM116 56V55H114ZM113 56V57H114ZM124 56V55H122ZM128 56V55H127ZM126 56V58H127ZM133 56H136V55H133ZM132 56V57H133ZM148 56V54H147ZM151 56V55H150ZM164 56V55H163ZM168 56H170L168 54ZM197 56V55H196ZM198 56H201V54L199 55L198 53ZM213 56V55H212ZM33 57V56H32ZM60 57V56H58ZM57 57V60L60 59ZM73 57V56H72ZM98 57V56H97ZM104 57H105V54H104ZM103 57V59H104ZM154 57V56H153ZM158 57V56H157ZM219 57V56H217ZM233 57V55H232ZM248 57H250L248 55ZM258 58H260L259 56H257ZM34 58V57H33ZM49 58V57H47ZM53 58V57H51ZM77 58V57H76ZM84 58V57H83ZM86 58V57H85ZM99 58V57H98ZM122 58V57H121ZM124 58V57H123ZM130 58V56L128 57ZM148 58V57H147ZM159 58V57H158ZM162 58V56L160 57ZM164 58V57H163ZM173 57H171L172 59ZM197 58V57H196ZM203 58V57H202ZM208 58H207V61H208ZM246 58V57H245ZM10 59V58H9ZM26 59V58H25ZM31 59V58H30ZM56 59V58H55ZM74 59V58H73ZM80 59V58H79ZM87 59V58H86ZM85 59V60H86ZM113 59V58H112ZM134 59V58H133ZM131 59V60H133ZM167 59V58H166ZM191 58H186V60H190ZM195 59V58H194ZM211 59V58H210ZM209 59V60H210ZM67 60V59H66ZM91 60V59H90ZM95 60V59H94ZM118 60V59H117ZM116 60V61H117ZM125 60V59H124ZM128 60V59H127ZM145 60H146V57H145ZM162 62H163V59H161ZM179 60V59H178ZM202 60V59H201ZM19 61V60H18ZM45 61V60H44ZM73 61V60H72ZM80 61H82L80 59ZM88 61V60H87ZM115 61V63H117ZM122 61V60H121ZM134 61V60H133ZM168 61V60H167ZM166 61V62H167ZM195 61V60H194ZM199 61V59H198ZM203 61V60H202ZM215 61V60H214ZM263 61V60H262ZM8 62V61H7ZM35 62H37L35 60ZM46 62V61H45ZM69 62V61H68ZM126 62V61H125ZM165 61L163 63H166ZM169 62V61H168ZM216 62V61H215ZM214 62V63H215ZM264 62V61H263ZM30 63V62H29ZM38 64H40L39 62H37ZM70 63V62H69ZM101 63V62H100ZM131 63V61H130ZM136 63H139V62H136ZM178 63V61H177ZM191 63V62H190ZM194 63V62H193ZM207 63V62H206ZM244 63V62H243ZM246 63V62H245ZM262 63V62H261ZM19 64V63H18ZM17 64V66H18ZM26 64V63H24ZM44 64V62H43ZM51 64V63H50ZM63 64V63H62ZM64 64L65 61H64ZM74 64V62H73ZM99 64V62L97 63ZM107 64V62L105 63ZM121 64V63H119ZM117 64V65H119ZM134 63H132V66H133ZM144 64V63H143ZM200 64V63H199ZM202 64V63H201ZM200 64V65H201ZM205 64V63H204ZM249 64V63H248ZM8 65V64H7ZM45 65V64H44ZM85 65V64H84ZM88 65V64H87ZM94 65V64H93ZM124 65V64H123ZM151 65V64H150ZM162 65V64H161ZM171 65V64H170ZM198 65V63H197ZM208 65V64H207ZM214 65V64H213ZM224 67H225V70H227L228 68H230V63L227 64V62L225 64H223ZM2 66V64L0 65ZM10 66V65H9ZM28 66V65H27ZM51 66V65H50ZM56 66V65H55ZM59 66V64H58ZM65 66V65H64ZM113 66V65H112ZM128 66V64H127ZM147 66V65H146ZM186 66V65H185ZM195 66V64H194ZM205 66V65H204ZM34 67V66H33ZM61 68V66H59ZM101 67V66H100ZM115 67V66H114ZM113 67V68H114ZM124 67V66H123ZM122 67V68H123ZM21 68V67H19ZM37 68V67H36ZM42 68V67H40ZM45 68V67H43ZM50 69L52 67H49ZM88 68V66H87ZM86 68V69H87ZM94 68V67H92ZM116 68V67H115ZM121 68V67H120ZM131 68V67H130ZM136 68V67H135ZM149 68V67H148ZM188 68V67H187ZM193 68V66H192ZM202 69V67H200ZM210 68H214V71L215 73V77L217 76V70H222L223 66L222 65H216L215 66H210ZM238 68V67H237ZM258 68V67H257ZM256 68V69H257ZM7 69V68H6ZM17 69V68H16ZM24 69V67H23ZM34 69V68H33ZM106 69H109L110 68H106ZM124 69V68H123ZM122 69V71H123ZM127 69V68H126ZM134 69V68H133ZM166 69V68H165ZM172 69V68H171ZM196 69V67H195ZM205 69V68H204ZM2 71V69H0ZM20 70V69H19ZM37 70V69H36ZM42 70V69H41ZM49 70V69H48ZM101 70V69H99ZM97 70V71H99ZM114 70V69H113ZM116 70V69H115ZM118 70V69H117ZM132 70V68H131ZM135 70V69H134ZM170 70V69H169ZM189 70V69H188ZM206 70V69H205ZM209 70V68H208ZM230 70V69H229ZM35 71V70H33ZM107 71V70H105ZM112 71V70H111ZM125 71V70H124ZM129 71V69H128ZM136 71V70H135ZM141 71V69L139 70ZM168 71V70H167ZM172 73H173V70H171ZM170 71V72H171ZM203 72V70H201ZM4 72V71H3ZM39 72V71H38ZM93 72H94V69H93ZM116 72V71H115ZM114 72V73H115ZM119 72L121 73L120 69H119ZM119 72H116L119 74ZM127 72V71H126ZM134 72V71H133ZM131 72V73H133ZM152 72V71H151ZM188 72V71H187ZM198 72V71H197ZM205 72V71H204ZM203 72V73H204ZM229 72V71H227ZM232 72V71H231ZM248 71L245 69H242V75H245ZM36 73V72H35ZM34 73V74H35ZM66 73V72H65ZM70 73V72H68ZM113 73V72H112ZM115 73V74H116ZM140 73V72H138ZM136 73V74H138ZM148 73V72H147ZM154 73V72H153ZM156 73V72H155ZM163 73V72H162ZM194 73V72H193ZM200 73V72H199ZM209 73V71H208ZM212 73V72H211ZM16 74V73H14ZM95 74V73H94ZM100 74V72H99ZM102 74V73H101ZM117 74V76H119ZM149 74V73H148ZM152 74V73H151ZM149 74V75H151ZM190 74V73H189ZM198 74V73H196ZM232 74V73H231ZM2 75V73H1ZM42 75V74H40ZM61 75V74H60ZM157 75V74H156ZM164 75V74H163ZM170 75V74H169ZM168 75V76H169ZM188 75V74H187ZM236 75V74H235ZM11 76V75H10ZM28 76V75H26ZM101 76V75H99ZM103 76V74H102ZM101 76V77H102ZM116 76V78H117ZM142 77H144L143 75H141ZM165 76V75H164ZM191 76V74L189 75ZM247 77H253V74H246ZM22 77V75H21ZM25 77V76H24ZM23 77V78H24ZM95 77V76H94ZM121 77V75H120ZM132 77V76H131ZM130 77V81H132V78ZM137 77V76H136ZM140 77V76H139ZM138 77V78H139ZM146 77V76H145ZM144 77V79H145ZM153 77H154V74H153ZM158 77V76H156ZM173 77V75H172ZM199 77V76H198ZM197 77V78H198ZM202 77V76H200ZM257 78H259L260 80H262V89L264 90V70L263 72H258L257 75H256ZM6 78V77H5ZM15 78V77H14ZM17 78V77H16ZM21 78V79H23ZM32 78V75L31 77ZM37 78H38V75H37ZM64 78V77H63ZM100 78V77H99ZM97 77H95V79H99ZM115 78V76L113 77ZM125 78H127V80L129 79L128 76L125 75ZM124 78V79H125ZM152 78V77H151ZM150 78V80H151ZM155 78V77H154ZM167 78V77H165ZM169 78V77H168ZM167 78V79H168ZM175 78V77H174ZM233 78V77H232ZM231 78V79H232ZM237 78V77H235ZM234 80H238V79H235ZM19 79V78H18ZM25 79V78H24ZM33 79V78H32ZM39 79V78H38ZM37 79V80H38ZM60 79V78H59ZM157 79H160L159 77ZM156 79V80H157ZM166 79V80H167ZM173 79V78H172ZM203 79V78H201ZM200 79V80H201ZM205 79V77H204ZM207 79V77H206ZM210 79V78H209ZM218 79V78H217ZM34 80V79H33ZM45 80V79H44ZM47 80V79H46ZM93 80V79H92ZM118 80V78H117ZM126 80V79H125ZM154 80V79H153ZM152 80V81H153ZM155 80V81H156ZM162 80V79H161ZM165 80V81H166ZM170 80V79H168ZM174 80V79H173ZM172 80V81H173ZM199 80V79H198ZM213 80V79H212ZM211 80V81H212ZM227 80V79H226ZM228 80L230 81V78H228ZM233 80V81H234ZM52 81L54 82V80L52 79ZM89 81V80H88ZM103 81V80H102ZM109 79L107 80V83H108ZM116 81V80H115ZM114 81V82H115ZM129 81V80H128ZM159 81V80H157ZM180 81V80H179ZM185 81V80H184ZM194 81V80H193ZM192 81V83H193ZM221 81V79H220ZM232 81V80H231ZM249 81V79H248ZM11 82H13V79L11 80ZM21 82V80H20ZM52 82V83H53ZM87 82V81H86ZM95 82V81H94ZM117 82V81H116ZM115 82V83H116ZM188 82V81H186ZM210 83V81H208ZM235 82V81H234ZM247 82V81H246ZM252 82V81H251ZM22 83V82H21ZM42 83H45L42 81ZM49 83V81L47 82ZM55 83V82H54ZM67 83V82H66ZM88 83V82H87ZM86 83V84H87ZM101 83V82H100ZM120 83V82H119ZM131 83V82H130ZM149 83V82H148ZM160 83V82H158ZM185 83V82H184ZM197 85L198 83L195 82ZM224 83V82H223ZM222 83V84H223ZM245 83V81H244ZM31 84V82H30ZM37 84V83H36ZM35 84V85H36ZM81 84V82H80ZM85 84V83H84ZM89 84V83H88ZM126 84V83H125ZM153 84V83H152ZM156 84V83H155ZM168 84V82L166 83V85ZM180 84V83H179ZM195 84V85H196ZM204 84V82H203ZM212 84V83H211ZM237 84V83H236ZM235 84V85H236ZM250 84V83H248ZM252 84V83H251ZM250 84V85H251ZM259 84V83H258ZM10 85V84H9ZM15 85V84H13ZM34 85V86H35ZM68 85V84H67ZM115 85V84H114ZM119 85V84H117ZM154 85V84H153ZM160 85V84H158ZM196 85V86H197ZM207 85V84H205ZM230 85V84H229ZM228 85V86H229ZM245 85V84H244ZM37 86V85H36ZM35 86V87H36ZM51 86V85H50ZM63 88L65 86L62 85ZM97 86V85H95ZM128 86H129V83H128ZM136 86V85H135ZM139 86V85H137ZM152 86V85H151ZM168 86V85H167ZM166 86V88H167ZM181 86V85H180ZM194 86V84H193ZM192 86V87H193ZM195 86V87H196ZM210 86V85H209ZM221 86V85H219ZM225 86V85H224ZM246 86V85H245ZM248 86V85H247ZM32 87V86H31ZM34 87V88H35ZM45 87V86H44ZM72 87V86H71ZM107 87V86H106ZM110 87V86H109ZM113 87V86H112ZM118 87V86H116ZM124 87V86H123ZM155 87V85H154ZM164 87V86H162ZM179 87V86H178ZM199 87H200V84H199ZM198 86L194 89L197 91V89L199 88ZM226 87V86H225ZM27 88V87H26ZM30 88V87H29ZM37 88V87H36ZM43 88V87H42ZM62 88V87H61ZM69 88V87H68ZM66 88V90L68 89ZM120 88V87H119ZM125 88V87H124ZM132 88V87H131ZM134 88V87H133ZM132 88V89H133ZM148 88V87H146ZM169 88V87H168ZM201 88V87H200ZM209 88V87H206V89ZM224 88V87H223ZM243 89L245 87H242ZM242 88H238V89H242ZM50 89V88H48ZM88 89V88H87ZM87 89H83L85 92ZM94 89H97V88H94ZM100 89V88H99ZM129 89V88H128ZM142 89V87H141ZM152 89V88H151ZM161 89V93H164L162 91V88ZM159 89V90H160ZM202 89V88H201ZM212 89V88H210ZM246 89H249V88H246ZM250 89L251 86H250ZM41 90V89H40ZM58 90V89H57ZM64 88V91L67 92ZM79 90V89H78ZM108 90V89H106ZM114 90V89H112ZM130 90V89H129ZM136 90V89H135ZM140 90V89H139ZM165 90V89H164ZM176 90V93L177 92V89ZM183 90V89H182ZM181 90V91H182ZM187 90V89H185ZM191 89H189L190 91ZM208 90V89H207ZM213 90V89H212ZM216 90V89H215ZM215 90H214V93H215ZM25 91V90H24ZM24 91H23V94H24ZM44 91H47V90H44ZM82 91V94L83 92ZM100 91V90H99ZM102 91V90H101ZM117 91V90H116ZM127 91V90H126ZM134 91V90H133ZM131 91V92H133ZM137 91V90H136ZM147 91V90H146ZM168 91H171V90H168ZM174 92V90H172ZM179 91V92H181ZM188 91V92H189ZM193 91V90H192ZM28 92V91H27ZM62 92V91H61ZM78 92V91H77ZM89 94V90L87 91ZM115 92V91H114ZM113 92V93H114ZM121 92V91H120ZM123 92V91H122ZM135 92V91H134ZM138 92V91H137ZM141 92V91H140ZM145 92V91H144ZM194 92V91H193ZM210 92V91H209ZM234 92V91H232ZM232 92H229V93H226V96L225 98H227V100H230V99H233V98H236L237 95H240V94H243L244 92L237 90L232 93ZM249 92V90H248ZM20 93V92H19ZM43 93H47V92H43ZM49 93H51V91H49ZM54 93V92H53ZM58 93V92H57ZM78 93H81V91H79ZM128 93V92H127ZM148 93V92H147ZM158 93V92H156ZM155 93V94H156ZM183 93V92H182ZM190 93V92H189ZM192 93V92H191ZM191 93H190V96H191ZM199 93V91H198ZM200 93H203V92H200ZM211 93V92H210ZM208 93V94H210ZM224 93V92H223ZM22 94V93H21ZM22 94V95H23ZM67 94V93H66ZM74 94V93H73ZM111 94V93H110ZM116 94V93H115ZM141 94V93H140ZM152 94V93H151ZM150 94V95H151ZM194 94V93H193ZM205 94V93H204ZM207 94V93H206ZM225 94V93H224ZM27 94H25L24 96H26ZM31 95H33L31 93ZM50 95V94H49ZM57 95V94H56ZM63 95V94H61ZM100 95V94H99ZM98 95V96H99ZM104 95V94H103ZM131 95V94H130ZM184 95V94H183ZM182 95V96H183ZM199 95V94H198ZM203 95V94H202ZM200 95V97L202 96ZM212 95V94H211ZM217 95V94H216ZM261 95V94H260ZM1 96V95H0ZM21 96V95H20ZM34 96V95H33ZM38 96H41V95H38ZM58 96V95H57ZM68 96V95H67ZM77 96V95H76ZM78 96H81L80 94ZM83 96V95H82ZM96 96V95H95ZM97 96V97H98ZM102 96V95H101ZM153 96V95H152ZM174 96V95H173ZM195 96V94H194ZM23 97V96H22ZM32 97V96H31ZM37 97V96H36ZM46 97V96H45ZM44 97V98H45ZM52 97V96H51ZM62 97V96H61ZM64 97V96H63ZM62 97V98H63ZM75 97V95H74ZM112 97V95H111ZM117 97V95H116ZM178 97V96H177ZM193 97V96H192ZM43 98V99H44ZM61 98V99H62ZM73 98V97H72ZM85 98V97H84ZM83 98V100H84ZM89 98V97H87ZM100 98V96H99ZM104 99L107 100V98L103 97ZM102 98V99H103ZM148 98V97H147ZM191 98V97H190ZM189 98V99H190ZM218 98V97H217ZM216 98V99H217ZM223 98V97H222ZM1 99V97H0ZM18 99V98H17ZM16 99V100H17ZM20 99V98H19ZM24 99V98H22ZM25 99H30L31 98H25ZM35 99V97H34ZM37 99V98H36ZM82 99V98H80ZM98 99V98H96ZM101 99V100H102ZM132 99V98H131ZM129 99V100H131ZM145 99V98H144ZM184 99H186L184 97ZM183 99V100H184ZM191 99H194L195 98H191ZM190 99V100H191ZM46 100V99H45ZM51 100H53V97L51 98ZM78 100V99H76ZM74 100V101H76ZM93 100V99H92ZM100 100V99H99ZM97 100V101H99ZM124 100V99H123ZM147 100V99H146ZM144 100V101H146ZM182 100V99H180ZM19 101V100H18ZM32 101V100H31ZM36 100H33L32 102H34ZM40 101V99H39ZM42 101V99H41ZM40 101V102H41ZM48 101V100H46ZM62 101V100H61ZM60 101V102H61ZM87 101V99L85 100V102ZM89 101V100H88ZM96 101V100H95ZM113 101V100H112ZM111 101V102H112ZM142 101V100H140ZM38 102V101H36ZM35 102V103H36ZM39 102V103H40ZM43 102V101H42ZM45 102V101H44ZM43 102V103H44ZM51 102V101H50ZM63 102V101H62ZM81 103V101H78ZM101 102V101H100ZM105 102V100H104ZM104 102L102 103L104 105ZM139 102V101H138ZM196 102H197V98H196ZM195 102V103H196ZM1 103V102H0ZM28 103V102H27ZM97 103V102H96ZM121 103V102H119ZM144 103V102H143ZM193 103V104H195ZM18 104V103H17ZM21 104V102H20ZM30 105V103H28ZM27 104V105H28ZM41 104V103H40ZM45 104V103H44ZM59 104V102H58ZM64 104V103H62ZM83 104V103H82ZM100 105V103H98ZM101 104V105H102ZM110 104L111 107H113L111 105V103H108ZM106 104V105H108ZM142 104V103H141ZM140 104V105H141ZM190 104V102L188 103ZM192 104V105H193ZM1 105V104H0ZM28 105V106H29ZM33 105V104H32ZM43 105V104H42ZM41 105V106H42ZM52 104H50L51 106ZM53 105H56L55 103H53ZM66 105L67 107V104H64ZM77 105V104H76ZM75 105V107H77ZM80 105V104H79ZM84 105V104H83ZM98 105V106H99ZM100 105V106H101ZM105 105V106H106ZM123 105V104H122ZM125 105V104H124ZM131 105V104H130ZM134 105V104H133ZM139 105V104H137ZM196 105V104H195ZM21 106V105H20ZM44 106V105H43ZM46 106H49V104ZM82 106V105H80ZM85 106V105H84ZM89 106V105H88ZM94 106V105H93ZM96 106V105H95ZM97 106V107H98ZM115 106V105H114ZM129 106V105H128ZM54 107V106H53ZM87 107V106H86ZM85 107V108H86ZM107 107V106H106ZM109 107V106H108ZM109 107V108H111ZM116 107V106H115ZM117 107H120L117 105ZM122 107V106H121ZM132 106H130L131 108ZM136 107V106H134ZM132 108V109H135V108ZM148 109H147V112L149 113V119H148V122L150 124V130H148L146 132V134L143 135L142 139L140 140V142L138 143V146L137 148H133L132 150L130 149V159L126 162V163H123V165H120L119 167L115 168L114 170H111V169H107L105 167H99V166H95L94 165V162L93 161H90L89 159L85 158V155L78 151V149L70 146L68 147L67 149V152H66V155L67 157L69 158V161L71 163V171L70 173L67 175V179L69 180V183L72 185V186H76L78 188V191L80 193V195L85 199V208L82 210V211H73L70 209L69 207V202L67 201V199H62L63 197L59 198L58 200L55 201V205H54V208H52V210H48L49 208L47 207H44L43 209L47 212V213H50V214H53L55 217L59 218V220H63L64 221V224H65V233L67 235V247H68V251H69V255L72 259V264H173V253H172V249L166 244L165 241H162L161 238H159V231L161 232V227H160V219L161 218H168L169 220V232H168V236L170 239H172L176 234H179L177 233L181 228V219L180 217L177 215V210H176V206L177 204H179L181 201H183V203L187 202L189 199L186 198V196L189 194L190 195V192H192L191 190H194L195 187H201L202 185V182H208L210 181L214 176L220 174V175H223V173H226V172H223L224 170H228V172H230V174L233 175V179L234 177H236V173H238L242 179L244 181H250L254 183H256V186L258 185H262L263 181L264 180V170L262 171L261 169V163L264 162V158L263 157H260L259 155V151H264V96L262 98H259L257 99L256 101L254 102H248V103H242L240 105H237V106H233V105H228V106H213L210 108V114L213 116L212 118V121L208 122L205 129H202L203 128V124H201L200 126H202V130L203 131H197L198 133L200 132L202 135H199V134H191V135H188V134H184L183 132H186V127L187 125H189V122L191 121L190 119V116L192 117L191 115V112L189 113V109L188 108H184V107H181L179 105H175V104H168V105H160V104H150L148 105ZM34 108V106H33ZM36 108V107H35ZM39 108V107H38ZM37 108V109H38ZM45 108V107H44ZM42 108V109H44ZM59 106H58V110H59ZM72 108V107H71ZM102 108V107H101ZM108 108V109H109ZM194 108V107H193ZM192 108V109H193ZM196 108V107H195ZM15 109V108H14ZM18 109V108H17ZM23 109V107H22ZM40 109V108H39ZM57 109V108H55ZM61 109V108H60ZM89 109V108H88ZM86 109V110H88ZM100 109V108H99ZM98 109V110H99ZM103 109L104 106H103ZM113 109V108H112ZM117 109V108H116ZM125 109H127L125 107ZM191 109V108H190ZM19 110V109H18ZM57 110V111H58ZM71 110V109H70ZM73 110V109H72ZM71 110V111H72ZM83 110V109H82ZM92 110V109H91ZM97 110V109H96ZM101 110V109H100ZM107 110V109H106ZM105 110V111H106ZM114 110V109H113ZM130 110V109H129ZM138 110V109H137ZM137 110L135 111V113L137 112ZM16 111V109H15ZM20 111V110H19ZM29 111V110H28ZM35 111V110H34ZM45 111V110H44ZM66 111V110H65ZM64 111V112H65ZM70 111V112H71ZM108 111L106 112V114H108ZM140 111V110H139ZM197 111V110H196ZM199 111V110H198ZM14 112V111H12ZM18 112V111H16ZM15 112V113H16ZM23 112V110H22ZM20 112V113H22ZM53 112V111H52ZM56 112V111H55ZM64 112L62 111V113L64 114ZM82 112V111H81ZM81 112H79L80 114H82ZM94 112V111H93ZM113 111H109V115L110 113H112ZM31 113V112H29ZM38 113H41V112H38ZM45 113V112H44ZM49 113V112H48ZM51 113V112H50ZM58 112H56V114L54 116L57 115ZM61 113V110L59 111V114ZM123 113V112H122ZM122 113L121 114V117H122ZM139 113V112H138ZM200 113V111H199ZM7 114V113H6ZM9 114V113H8ZM18 114V113H17ZM114 115V112L112 113ZM120 114H117L116 117H118ZM140 114V113H139ZM197 114V113H196ZM194 114V115H196ZM5 115V114H4ZM27 115V114H26ZM37 115V114H36ZM64 115H67V114H64ZM98 115V114H97ZM130 115V113H129ZM142 115V114H141ZM193 117H196L194 116ZM199 115V114H198ZM201 115V114H200ZM199 115V116H200ZM206 115V114H205ZM3 116V115H0V117ZM35 116V115H34ZM39 115H37L38 117ZM47 116V115H46ZM45 116V117H46ZM54 116H51L50 115V118L51 117H54ZM68 116V115H67ZM111 116V115H110ZM109 116V118H110ZM125 116V115H124ZM123 116V117H124ZM198 116V117H199ZM208 116V115H207ZM31 117V115H30ZM58 117V116H56ZM62 117V116H61ZM65 117V116H64ZM71 117V116H70ZM83 117V116H82ZM92 117V116H91ZM128 117V116H127ZM126 117V118H127ZM142 117V116H141ZM141 117H137V118H140ZM33 118V117H32ZM63 118V117H62ZM88 118V117H87ZM104 118V117H103ZM115 118V117H114ZM197 118V117H196ZM1 119V118H0ZM5 119V118H4ZM13 119V118H12ZM53 119V118H52ZM60 119V118H59ZM67 119V118H66ZM84 119V118H83ZM91 119V118H90ZM199 119V118H198ZM198 119H196L195 121H197ZM57 120V119H56ZM62 120V119H61ZM64 120V119H63ZM62 120V122H63ZM73 120V119H72ZM142 120V119H141ZM31 121V120H30ZM33 121V119H32ZM31 121V122H32ZM55 121V120H54ZM68 121V119L66 120ZM71 121V120H69ZM74 121V120H73ZM112 121V119H111ZM118 121V120H117ZM120 121V120H119ZM132 121V120H131ZM129 120V122H131ZM4 122V121H2ZM9 122V121H8ZM27 125V121H24ZM29 122V121H28ZM41 122V121H40ZM53 122V120H52ZM89 122V121H87ZM128 122V124H129ZM142 122H144L142 120ZM146 122V121H145ZM144 122V123H145ZM5 123V122H4ZM3 123V124H4ZM13 123V122H12ZM15 123V122H14ZM18 123V122H17ZM37 123V122H36ZM82 123V122H81ZM116 123V122H114ZM119 123V122H118ZM117 123V124H118ZM122 123V121L120 122ZM127 123V122H126ZM133 123V122H132ZM143 123V124H144ZM193 123V122H192ZM204 123V122H203ZM7 124V123H5ZM4 124V125H5ZM19 124V123H18ZM41 124V123H40ZM38 124V126L40 125ZM62 124V123H61ZM68 124V123H67ZM86 124V123H85ZM106 124V123H105ZM115 124V125H117ZM125 124V123H124ZM135 124V123H134ZM139 124V123H137ZM142 124V123H141ZM142 124V125H143ZM219 124V125H218ZM14 125V124H12ZM25 125V126H26ZM36 125V124H35ZM66 125V124H65ZM70 125V124H69ZM89 125H90V122H89ZM114 125V127H115ZM132 125L131 123L128 125V128L129 126ZM8 126V124H7ZM24 126V125H23ZM37 126V125H36ZM42 126V125H41ZM52 126V125H51ZM72 125H70V128H71ZM100 126V125H99ZM105 127V125H103ZM107 126V125H106ZM110 126V125H109ZM121 126V125H119ZM19 127V126H18ZM17 127V128H18ZM46 127L48 128L49 126L46 125ZM85 127V126H84ZM87 127V126H86ZM108 127V126H107ZM124 127V126H123ZM137 127V126H136ZM223 129H222V128ZM8 128V127H7ZM6 128V129H7ZM16 128V126H15ZM22 128V127H20ZM24 128V127H23ZM35 128V127H33ZM38 128V127H37ZM53 128V126H52ZM62 128V127H61ZM90 128V127H89ZM99 128V127H98ZM118 128V127H117ZM133 128V126H132ZM135 128V126H134ZM133 128V130H134ZM140 128V127H139ZM138 128V129H139ZM195 128V126H194ZM1 129V128H0ZM44 129V128H43ZM67 129V128H66ZM113 129V128H112ZM111 129V130H112ZM2 130H5L4 128ZM10 130V129H9ZM24 130V129H22ZM26 130V128H25ZM33 130V129H32ZM54 130V129H53ZM78 129L76 128V131ZM122 130V129H121ZM125 130V129H124ZM123 130V131H124ZM127 130V129H126ZM20 131V130H19ZM36 131V130H35ZM34 131V132H35ZM44 130H41L40 132H42ZM47 131V130H46ZM110 131V130H109ZM129 131V130H128ZM132 131V130H131ZM3 132V131H2ZM15 132V131H13ZM21 132V131H20ZM33 132V131H32ZM52 132V131H51ZM55 132L56 130H54V135H55ZM58 132H61L60 130ZM57 132V134H58ZM100 132V131H98ZM118 133V131H116ZM125 132V131H124ZM143 132V131H142ZM5 133V132H4ZM37 133V132H36ZM39 133V132H38ZM48 133V132H46ZM76 133V132H74ZM104 133H107L108 135V131H104ZM129 132H127L128 134ZM144 133V132H143ZM196 133V132H195ZM7 134V133H5ZM12 134V132H11ZM18 134V133H17ZM28 134H31V133H28ZM33 134V133H32ZM35 134V133H34ZM61 135V133H59ZM98 134V133H97ZM120 134V133H119ZM118 134V135H119ZM124 134V133H122ZM121 134V135H122ZM21 135V134H20ZM39 135H41L39 133ZM46 135H49L46 134ZM101 135H102V132H101ZM117 135V136H118ZM125 135V134H124ZM138 135V134H137ZM142 135V134H141ZM24 136V135H23ZM37 136V134L35 135ZM42 136H44L42 134ZM131 136V135H130ZM7 137V135L5 136ZM15 137V136H14ZM18 137V136H17ZM48 137V136H47ZM56 137V136H54ZM68 137V136H67ZM77 137V136H75ZM79 137V136H78ZM111 137V136H110ZM128 137V136H127ZM126 137V138H127ZM132 137V136H131ZM131 137H128V138H131ZM9 138V137H8ZM20 138V136H19ZM21 138L23 139V137L21 136ZM25 138V137H24ZM27 138V137H26ZM33 138V136H32ZM38 138V137H36ZM35 138V139H36ZM71 138V137H69ZM82 138V137H81ZM102 138V137H101ZM104 138H107V137H104ZM118 138V137H117ZM125 138V139H126ZM127 138V139H128ZM133 138V137H132ZM137 138V137H136ZM7 139V138H6ZM5 139V140H6ZM29 139V138H28ZM45 139V138H44ZM58 140V138H56ZM55 139V140H56ZM77 139V138H76ZM79 139V138H78ZM77 139V141H78ZM110 139V138H109ZM112 139V138H111ZM110 139V140H111ZM138 139V138H137ZM4 140V141H5ZM14 140V139H13ZM17 141V138L15 139ZM14 140V141H15ZM27 140V139H25ZM29 140H33V139H29ZM39 140V138H38ZM48 140V139H47ZM52 140H54V138H52ZM63 140V139H61ZM71 140V139H70ZM72 140H74L72 138ZM82 140V139H81ZM89 140V139H88ZM124 140V138H123ZM121 140V142L123 141ZM134 139H132L131 141H133ZM3 141V143H4ZM10 141V139H9ZM8 141V142H9ZM22 140H20L19 142H21ZM119 141V139L117 140ZM18 142V141H17ZM50 142V141H49ZM48 142V143H49ZM112 142V141H111ZM110 142V143H111ZM127 142V141H126ZM137 142V141H135ZM13 143V142H12ZM33 142H31V145H32ZM34 143H37V140L36 142ZM33 143V144H34ZM40 142H38L39 144ZM47 143V144H48ZM9 144V143H8ZM14 144V143H13ZM19 144V143H18ZM24 144H26V142H24ZM41 144V143H40ZM46 144V143H45ZM44 144V145H45ZM131 145V143H129ZM238 144V146H240V144L242 145V147H246L249 148V153H246L243 155V157H236V156H231L229 154V150L231 147H233L234 145ZM12 145V144H11ZM19 145H22L21 143ZM30 145V143H29ZM28 145V146H29ZM34 145H37V144H34ZM42 144V146H44ZM120 145V144H119ZM117 145V146H119ZM124 145H125V148H126V144L124 142ZM18 146V145H16ZM56 146V144H55ZM54 146V147H55ZM58 146V145H57ZM116 146V147H117ZM136 146V145H135ZM206 147L207 150H209L210 154L209 156L207 155L206 158H201L199 157V155L197 154V150L201 147ZM45 147V146H44ZM112 147V146H111ZM115 147V148H116ZM122 147V146H121ZM124 147V146H123ZM40 148V147H39ZM38 148V150H39ZM56 148V147H55ZM54 148V149H55ZM97 148V147H95ZM99 148V147H98ZM16 149V148H15ZM30 149V148H29ZM42 149V147H41ZM40 149V150H41ZM44 149V148H43ZM111 149V148H110ZM117 149V148H116ZM123 149V150H122ZM121 150L124 151V148H122ZM19 150V149H17ZM106 150V149H105ZM245 150L247 151V149L245 148ZM245 150L244 153H245ZM13 151V150H12ZM24 151V150H23ZM48 151V150H47ZM53 152V150H51ZM62 150H60L61 152ZM111 151H113L111 149ZM205 151V150H204ZM236 151V150H235ZM242 151V152H243ZM16 152V151H15ZM26 152V151H25ZM44 152V151H43ZM59 152V151H57ZM109 152V151H108ZM115 152V151H114ZM232 152V151H231ZM240 152V151H239ZM242 152H240V154H242ZM14 153V152H12ZM31 153V152H30ZM29 153V154H30ZM36 153V152H35ZM38 153V152H37ZM36 153V154H37ZM40 153V151H39ZM51 153V152H50ZM48 153V154H50ZM97 153H100L101 152H97ZM96 153V154H97ZM104 153V152H103ZM110 153V152H109ZM235 153V152H234ZM19 154V153H18ZM17 152H16V155L18 156ZM22 154V153H21ZM13 155V154H12ZM31 155V154H30ZM40 155H42V153H40ZM47 155V154H46ZM51 155V154H50ZM45 156L43 155L45 158L47 157H52V155L50 156ZM111 155V154H110ZM109 155V156H110ZM116 155V154H115ZM123 155V154H122ZM11 156V154H10ZM33 156V155H32ZM37 156V155H36ZM39 156V155H38ZM93 156V155H92ZM108 156V157H109ZM114 156V155H113ZM27 157V156H26ZM40 157V156H39ZM126 157V155L124 156ZM5 158V156H4ZM7 158V157H6ZM5 158V159H6ZM23 158V157H22ZM33 158V157H32ZM45 158L44 159V162H45ZM46 158V159H47ZM25 159V158H24ZM34 159V158H33ZM3 160V159H2ZM8 160V159H7ZM11 160V158H10ZM19 160V158H18ZM48 160V159H47ZM61 160V159H60ZM12 161H13V158H12ZM11 161V162H12ZM14 161H17V160H14ZM33 161V160H32ZM37 161V160H36ZM49 163H50V160H48ZM8 162V161H7ZM22 162V161H21ZM35 162V161H34ZM52 162V161H51ZM155 162V163H153ZM0 163H2L0 161ZM10 163V162H9ZM13 163V162H12ZM56 163V162H54ZM58 163V162H57ZM5 164V163H4ZM21 164V163H20ZM36 163H34L35 165ZM38 164V163H37ZM48 164V163H47ZM60 164V163H59ZM3 165V164H2ZM29 165V164H28ZM31 165V164H30ZM56 165V164H55ZM5 166V165H3ZM1 169H2V167ZM23 166V165H22ZM37 166V165H36ZM52 166V165H51ZM54 166V165H53ZM58 166V165H57ZM207 166H211L213 167V171L214 173H210L206 168ZM219 166H222L221 169H217V167ZM6 167V166H5ZM32 167H35L32 165ZM44 167V166H43ZM55 167V166H54ZM7 168V167H6ZM11 168V167H10ZM14 168V167H12ZM28 168V167H26ZM53 168V167H51ZM57 168V167H56ZM36 170V168H34ZM58 169V168H57ZM8 171H6V173L9 174V169H6ZM14 170V169H12ZM53 170V169H52ZM5 171V170H4ZM17 171V170H16ZM34 171V170H33ZM37 171V170H36ZM35 171V172H36ZM40 171V170H39ZM47 171V170H46ZM238 171V172H237ZM2 172V171H1ZM29 171H26L25 173H27ZM31 172H32V169H31ZM38 172V171H37ZM36 174H39L40 176V173H37ZM43 172V171H42ZM30 173V172H29ZM45 173V171H44ZM43 173V174H44ZM35 174V176H37ZM7 175V174H6ZM23 175V174H22ZM27 175V174H26ZM50 175V174H49ZM48 175V176H49ZM24 176V175H23ZM31 176V174L29 175ZM34 176V177H35ZM51 176V175H50ZM1 177H2V173H1ZM5 177V176H4ZM32 177V176H31ZM141 177H147V178H158L160 179V183L158 184H152L151 182H145L144 179L142 180ZM27 178V177H26ZM217 178V177H215ZM10 181V180H9ZM212 181V180H211ZM210 181V183H211ZM229 181H233L232 179H229ZM33 182V181H32ZM217 181H215L216 183ZM40 183V182H39ZM248 183V182H247ZM33 183H31L32 185ZM233 184V183H232ZM13 185V184H12ZM30 185V187H31ZM46 185V183H45ZM53 185V184H52ZM55 185V184H54ZM237 185V183H236ZM248 184H246L247 186ZM245 186V187H246ZM44 187V185H43ZM57 187V186H56ZM34 188V186H33ZM58 188V187H57ZM221 188V187H220ZM264 188V187H263ZM36 189V188H34ZM219 189V188H218ZM224 189V188H223ZM5 190V189H4ZM3 190V191H4ZM1 190V192H3ZM7 192V190H5ZM68 191V190H67ZM217 191V190H216ZM0 192V193H1ZM30 192V191H29ZM38 192V191H37ZM39 193V192H38ZM197 193V191H196ZM261 194V192H260ZM263 194V193H262ZM11 195V194H10ZM9 195V196H10ZM14 195H16V193H14ZM192 195V194H191ZM196 195V194H195ZM228 195V194H226ZM243 195V194H242ZM27 196V195H25ZM24 196V197H25ZM198 196H200L198 194ZM208 196V195H207ZM210 196V195H209ZM209 196H208V199H209ZM238 197V196H237ZM29 197H27L26 199H28ZM205 198V197H204ZM207 198V197H206ZM9 199V198H8ZM81 199V198H79ZM194 199V198H193ZM213 199V197H212ZM22 200V199H21ZM25 200V198H24ZM214 200V199H213ZM4 201V200H3ZM9 201H11V199H9ZM17 201V200H16ZM13 204V206H15L21 202L20 199H19V203L16 202ZM204 201V200H203ZM210 201V200H209ZM212 201V200H211ZM215 201V200H214ZM262 201V200H261ZM1 202V200H0ZM82 202V201H81ZM223 202V200L221 201ZM243 202V201H242ZM2 203V202H1ZM10 203V202H9ZM12 203V202H11ZM24 203V202H22ZM27 203V202H26ZM25 203V204H26ZM209 203V202H208ZM260 203V201H259ZM4 204V203H3ZM7 204V202H6ZM190 204V203H188ZM198 204V202H197ZM219 204V203H218ZM216 204V208H217V205ZM241 204V203H240ZM20 205V204H19ZM183 205V204H182ZM192 205V204H190ZM194 205V204H193ZM196 205V204H195ZM206 205V204H205ZM221 205V204H220ZM247 205V204H246ZM8 206V204H7ZM4 207H6L4 205ZM20 207V206H19ZM181 207V205H180ZM194 207V206H193ZM192 207V208H193ZM203 207V206H202ZM221 207V206H220ZM224 207V206H223ZM185 208V206H184ZM199 208V207H198ZM206 208V206H205ZM10 209V208H9ZM182 209V208H181ZM188 209V207H187ZM186 209V210H187ZM208 209V208H207ZM3 210V209H2ZM18 210V208H17ZM189 210V209H188ZM5 212V209L3 210ZM2 211V212H3ZM194 211V210H193ZM205 211V210H204ZM227 211L228 212H233L234 211V206L232 205H229L227 207ZM254 211V210H253ZM261 211V210H260ZM188 212V211H187ZM15 213V212H14ZM38 214H40V212H38ZM195 214H196V211H195ZM264 214V213H263ZM25 215V214H24ZM23 215V216H24ZM194 216V214H191ZM212 215H215L214 213ZM226 215V214H225ZM252 215V214H251ZM20 216V215H19ZM29 216V215H28ZM33 216V215H32ZM41 218L45 217V216H42V214L40 215ZM183 216V215H182ZM190 216V215H188ZM2 217V216H1ZM22 217V216H21ZM192 217V216H191ZM199 217V216H198ZM217 217V216H216ZM233 217V216H232ZM237 217V216H236ZM250 217V215H249ZM36 218V217H35ZM63 218V219H62ZM197 218V217H195ZM202 218V217H201ZM238 218V217H237ZM37 219V218H36ZM234 219V218H233ZM244 219V218H243ZM2 220V219H1ZM4 220V219H3ZM2 220V221H3ZM33 220V219H32ZM197 220V219H196ZM195 220V221H196ZM190 221V219L188 220ZM203 221V220H202ZM201 221V222H202ZM205 221V219H204ZM16 222V221H15ZM29 222V221H27ZM35 224H37L35 221H33ZM38 222V221H37ZM194 222V221H193ZM192 222V223H193ZM216 222V221H215ZM244 222V221H243ZM247 222V220H246ZM2 223V222H1ZM23 223V222H22ZM21 223V225H22ZM31 223V222H30ZM34 223H32L34 225ZM39 223H40V220H39ZM46 223V222H45ZM43 223V225L45 224ZM205 223V222H204ZM217 223V222H216ZM41 224V223H40ZM203 224V223H202ZM243 224V223H242ZM247 224V223H246ZM244 224V225H246ZM25 225V224H24ZM33 225H31L33 227ZM204 225V224H203ZM241 225V224H239ZM39 226V225H38ZM42 226V225H41ZM46 226V225H45ZM193 226V225H192ZM31 227V228H32ZM191 227V226H189ZM26 228V227H25ZM34 228V227H33ZM43 228V227H42ZM41 228V229H42ZM29 229V228H28ZM46 229V228H45ZM192 229V228H191ZM235 229V228H234ZM198 230V229H197ZM2 231V230H1ZM26 231V230H25ZM29 231V230H28ZM38 231H41V230H38ZM35 232V230H34ZM33 232V234H34ZM42 232V231H41ZM46 232V230H45ZM48 232V231H47ZM201 232V231H200ZM212 232V231H211ZM218 232V231H217ZM226 232V231H225ZM224 232V233H225ZM16 233V232H15ZM18 233V232H17ZM26 233V232H25ZM29 233V232H28ZM193 233V231H192ZM227 233V232H226ZM233 233V232H232ZM32 234V235H33ZM39 234V232H38ZM189 234V233H188ZM191 234V232H190ZM44 234H42L43 236ZM46 235V234H45ZM62 235V234H60ZM200 235V234H199ZM204 235V234H203ZM224 235V234H223ZM232 235V234H231ZM28 236V235H27ZM34 236V235H33ZM190 236V235H189ZM205 236V235H204ZM248 236V235H247ZM29 237V236H28ZM162 237V236H161ZM178 237V236H177ZM191 237V236H190ZM190 237H187V239L190 240ZM231 237V236H230ZM229 237V238H230ZM250 237V236H249ZM41 238H45V237H41ZM163 238V237H162ZM213 238V237H212ZM228 238V239H229ZM248 238V237H247ZM22 239V238H21ZM232 239V238H231ZM16 240V239H15ZM14 240V241H15ZM25 241V239H23ZM31 240V239H30ZM43 240V239H42ZM207 240V239H206ZM205 240V241H206ZM222 239H220L221 241ZM18 241V240H16ZM41 241V239L39 240ZM53 241V239H52ZM59 241V240H58ZM219 241V242H220ZM226 241V240H225ZM229 241V240H227ZM232 241V240H231ZM28 242H29V239H28ZM31 242H33L31 240ZM43 242V241H42ZM41 242V243H42ZM172 242V241H171ZM193 242V241H192ZM191 242V243H192ZM196 240L194 241V244H195ZM216 242V241H215ZM218 242V243H219ZM230 242V241H229ZM228 242V243H229ZM40 243V242H39ZM38 243V244H39ZM44 243V242H43ZM56 243V242H55ZM58 243V242H57ZM233 243V242H232ZM27 244V243H26ZM50 244V243H49ZM234 244V243H233ZM20 245V243H19ZM18 245V246H19ZM22 245V244H21ZM28 245V244H27ZM44 245V244H43ZM172 245V244H171ZM193 245V243H192ZM226 245V244H225ZM223 245V246H225ZM232 245V244H231ZM35 246H37V244H35ZM48 246V245H47ZM46 246V247H47ZM52 246V245H51ZM57 246V245H56ZM199 246V245H198ZM222 246V245H221ZM20 247V246H19ZM22 247V246H21ZM20 247V248H21ZM28 247V246H27ZM54 247V246H53ZM58 247V246H57ZM56 247V249H58ZM60 247V246H59ZM50 248V247H49ZM52 248V247H51ZM194 248V247H193ZM217 248V247H216ZM31 249V248H30ZM28 250V251H31V250ZM38 249V248H37ZM40 249V248H39ZM43 249V248H42ZM48 249V248H47ZM192 249V248H191ZM4 250V249H3ZM2 250V252H3ZM22 250V248L20 249ZM25 250V249H24ZM36 250V249H35ZM176 250V249H175ZM195 250V249H193ZM197 250V249H196ZM202 250V249H201ZM216 250V249H215ZM241 250V248H240ZM45 251V250H44ZM49 251V250H48ZM211 251V250H210ZM1 252V253H2ZM15 252V251H14ZM18 252V250H17ZM16 254H19L17 253ZM20 252V251H19ZM25 252L27 253V251L25 250ZM33 252V250H32ZM31 252V253H32ZM47 252V251H46ZM55 252V251H53ZM158 252L161 253V257L158 255ZM207 252V251H206ZM217 252V251H216ZM220 252V251H219ZM244 252V251H243ZM30 253V252H29ZM40 255L42 254V251L41 252H38ZM51 253V252H50ZM57 250H56V254H57ZM181 253V252H180ZM200 253V252H198ZM233 253V252H232ZM3 254V253H2ZM15 254V253H14ZM13 254V255H14ZM21 254V253H20ZM34 254V252H33ZM47 254V253H46ZM4 255V254H3ZM12 255V254H11ZM26 255V254H25ZM24 255V256H25ZM49 255V253L47 254ZM242 255L245 256L244 254H242L241 252V258H242ZM17 256V255H16ZM23 256V257H24ZM29 255H27L28 257ZM33 256V255H32ZM39 256V255H38ZM201 256V255H200ZM231 256V254H230ZM6 257V256H5ZM22 257V259H23ZM35 257V256H33ZM32 257V258H33ZM37 257V256H36ZM50 257V256H49ZM57 257H59L57 255ZM57 257H54L57 258ZM63 257V256H62ZM189 257V256H188ZM209 257V256H208ZM211 257V256H210ZM210 257H209V260H210ZM213 257V256H212ZM211 257V258H212ZM216 257V256H215ZM237 257L234 255V258ZM239 257V256H238ZM7 258V257H6ZM9 258V256H8ZM21 258V257H20ZM30 258H31V255H30ZM29 258V259H30ZM43 258V257H42ZM178 258V257H177ZM227 258V257H226ZM26 259V257H25ZM34 259V258H33ZM36 259V258H35ZM39 259V258H38ZM197 259V258H196ZM220 259V258H219ZM222 259V258H221ZM5 260V259H4ZM193 260V259H192ZM195 260V258H194ZM204 260V259H203ZM236 260V258H235ZM241 260V259H240ZM244 260V259H243ZM242 260V261H243ZM9 261V259H8ZM50 261H51V258H50ZM49 261V262H50ZM185 261V260H184ZM211 261H214L213 258ZM21 262V260L19 261ZM28 262V260L26 261V263ZM30 262V261H29ZM37 262V261H36ZM55 262V261H54ZM195 262V261H194ZM255 262V261H254ZM252 262V263H254ZM212 263V262H211ZM214 263V262H213ZM218 263V262H215V264ZM231 263V262H230ZM246 263H247V260H246ZM251 263V264H252ZM10 264V263H9ZM15 264H18L15 262ZM22 264V263H21ZM29 264V263H28ZM51 264V263H49ZM55 264V263H53ZM206 264V263H205ZM208 264V263H207ZM210 264V263H209ZM224 264V263H223ZM227 264V263H226Z\"/></svg>", "mask_w": 264, "mask_h": 264}]
</instances>
